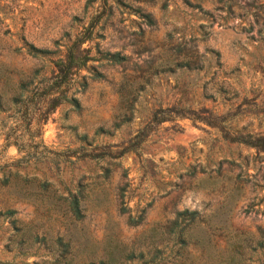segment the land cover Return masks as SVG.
Instances as JSON below:
<instances>
[{"label": "rangeland", "instance_id": "1", "mask_svg": "<svg viewBox=\"0 0 264 264\" xmlns=\"http://www.w3.org/2000/svg\"><path fill=\"white\" fill-rule=\"evenodd\" d=\"M108 6L111 14L82 44L95 60L78 71L86 85L72 86L79 109L60 105L42 126V142L53 153L15 165L21 153L0 135V213L14 209L16 225L29 233L63 236L74 264L102 258L114 247L154 246L182 264H221L231 255L241 264H264V151L223 139L227 131L264 134V0H0L3 107L34 70L47 75L49 59ZM135 8L149 12L154 26L138 23ZM26 44L51 53L45 60L31 58ZM102 51L127 59L103 63ZM187 61L189 67L180 66ZM94 71L101 76L91 79ZM173 104L224 118L215 126L188 118L150 123L137 154L79 160L81 150L66 155L65 149L79 145L75 133L96 145L92 153H117L155 109ZM11 114L0 111L6 126L16 118ZM42 181L45 190L36 187ZM79 188L84 216L73 220L60 195ZM119 192L125 213L119 212ZM183 209L196 216L186 227L192 237L180 257L173 234L160 241L151 233ZM141 210L142 221L129 225L127 214ZM11 219L0 214V264L50 260L40 242L31 245V254L16 252Z\"/></svg>", "mask_w": 264, "mask_h": 264}, {"label": "trees", "instance_id": "2", "mask_svg": "<svg viewBox=\"0 0 264 264\" xmlns=\"http://www.w3.org/2000/svg\"><path fill=\"white\" fill-rule=\"evenodd\" d=\"M104 14L105 17L111 14L110 6L107 8L102 7L97 13L91 15L86 26L82 27V29L73 35L71 40L64 45L63 53L54 59H49L52 68L47 75H37V70H34L26 79L20 81L15 87L13 94L9 97V102L6 107H3L0 95V111L6 112L11 110V115L16 116L12 122V126H6L5 121L0 119V135L3 136L4 145H13L16 147L17 151L21 153L20 157L14 161L15 165H19L23 161L26 162L30 159L44 158L45 153H53V151L45 147L41 139V129L50 112L60 105H68L73 111L79 109V101L74 95L75 90H72V86L75 83L80 88L86 85L85 75H80L78 77V71L85 68L89 62L95 60V57L89 53L90 47L82 46V44L91 39L94 26ZM133 14L138 23H142L148 27L154 26L155 20L149 12H144L140 8H135ZM24 52L31 58H38L41 60H45L47 55L51 53L48 49L36 48L31 44L25 45ZM126 59L127 57L118 51H102L99 57V60L107 64H119ZM180 66L189 67V61L180 64ZM100 76L101 73L94 71L90 78L94 79ZM182 118L198 120L208 125L215 126L216 120H222L224 117L207 111L206 109L201 108L199 111H195L192 108H184L176 104L165 108L158 107L152 112L149 122L138 129L117 153L110 151L100 154L92 153L96 145L92 146L91 140H88L85 134L75 133L74 136L79 145L75 148L65 149L68 152L66 155H72L78 150H81V153L75 155V158L79 160L86 158L99 159L101 157L117 158L127 151H132L134 154H137L140 143L145 140L151 130L148 126L150 123L158 125L164 121L172 122ZM4 128L11 130V132L2 131ZM17 129L19 133L15 134L14 131ZM223 139L231 143L242 144L254 148L258 151H264V134L244 133L239 131L230 133L227 131L223 135ZM107 173H109V168L106 167L104 169V175H107ZM13 175L15 177L19 176L16 172H14ZM19 179H21L20 182L24 185V178L21 177ZM22 185L20 188H22ZM47 185L48 183L46 181H42L36 184V187L45 190ZM82 198L83 193L81 188L74 192L67 191L66 195H60L65 211L73 220H80L84 216L81 206ZM118 198L119 212H127L128 207L123 201L122 192H119ZM14 213V209L7 208L0 214L12 218L10 223L13 225L14 231L16 232L12 240L16 239V252L19 255L31 254L29 251L31 245L35 242H40L43 244V248L48 249V252L51 254V259L43 264H74L71 259H69L70 243L67 239L63 236H55L53 239H50L47 238L46 235L29 233L25 228L16 225V219L12 217ZM195 216L196 211L194 210L183 209L177 211L170 224L161 230L153 229L151 236H157L160 241H164L167 235L173 234V240L178 244L175 254L181 257L184 253V245L192 237L190 233L186 232V227L189 222L194 220ZM142 219V210L136 216L127 214V223L129 225H137ZM160 251L161 250L157 249L156 246L146 250H135L133 247H114V249L107 250L102 258H91L84 264H182L181 262H177V260H170V254L162 256ZM220 260L221 264H241L242 262L239 257L233 255L227 259L221 258Z\"/></svg>", "mask_w": 264, "mask_h": 264}]
</instances>
